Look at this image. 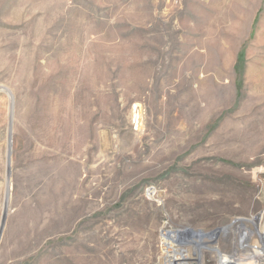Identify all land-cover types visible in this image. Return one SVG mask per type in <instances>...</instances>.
<instances>
[{"label":"rangeland","instance_id":"1","mask_svg":"<svg viewBox=\"0 0 264 264\" xmlns=\"http://www.w3.org/2000/svg\"><path fill=\"white\" fill-rule=\"evenodd\" d=\"M257 231L264 0H0V264H243Z\"/></svg>","mask_w":264,"mask_h":264},{"label":"bare ground","instance_id":"2","mask_svg":"<svg viewBox=\"0 0 264 264\" xmlns=\"http://www.w3.org/2000/svg\"><path fill=\"white\" fill-rule=\"evenodd\" d=\"M232 220H236V219L233 218ZM247 221H248V219H247ZM237 223H238V221H237ZM228 227H229V225L221 226V227H215L213 229H206V230L205 229H199L198 231H200V232L198 234L187 233V231L183 230V229H181L180 231H179V229L178 230H167V229H165L161 233L162 245H163L162 249L166 253V257H169V253L176 251V249H175V247H173L170 244V242H168V240H172L176 243L180 242V243L187 244V241H185V240L192 237L193 241H194V246H195L193 250H195L196 253H198L200 257H203V255H204L203 249H208L207 247L210 245H211V247L215 246L214 249H217V247L219 248L221 245H223V247L227 246L230 248V246H233L236 244V243L234 244V242H231V240L229 238L227 239L226 244L225 243L223 244L224 239L220 238L221 237L220 235H222L223 231H226L227 229H229ZM242 230H243V232H241L242 233L241 236H245L246 233L250 232L246 229H242ZM256 233L258 235V238H260V240L264 241V234L260 233L258 231ZM243 246L244 245L242 244L241 247H243ZM258 248H260V247H258ZM211 249L213 250V248H210V250ZM258 250H256V251H258ZM178 253L180 255L181 261L174 263V262H176L175 261L176 258H174V257H171L172 259L167 261L165 259V256H164V258H163L164 260H161V264H189V262H187L188 254L186 253V249H183V250L179 249ZM230 255H228L229 257L227 256L228 257L227 259H225V263L231 264V263L235 262V260L232 259V257H230ZM254 255L255 256H250L249 252L247 250H244V254L240 253L238 255L237 259L239 260V262L243 259V264H249V263H251V264H262L263 263L264 264V246L262 249L260 248V250L257 253H255ZM198 263H200V262H198ZM202 263H203V261H202Z\"/></svg>","mask_w":264,"mask_h":264},{"label":"water","instance_id":"3","mask_svg":"<svg viewBox=\"0 0 264 264\" xmlns=\"http://www.w3.org/2000/svg\"><path fill=\"white\" fill-rule=\"evenodd\" d=\"M10 152H11V123L9 122V125H8V140H7V155H6L7 170L8 171H9V162H10V154H11ZM189 232H190V230H188L187 233H189ZM199 232L200 231H197L196 234H198Z\"/></svg>","mask_w":264,"mask_h":264}]
</instances>
